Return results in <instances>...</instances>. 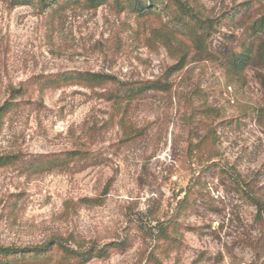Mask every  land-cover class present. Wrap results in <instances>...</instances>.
Masks as SVG:
<instances>
[{"label":"rangeland","instance_id":"374dc122","mask_svg":"<svg viewBox=\"0 0 264 264\" xmlns=\"http://www.w3.org/2000/svg\"><path fill=\"white\" fill-rule=\"evenodd\" d=\"M183 1L216 18L252 0ZM226 34L224 28L214 37L217 48L224 49ZM174 41L160 19L137 20L106 6L51 19L0 0V108L12 89L35 76L78 71L123 83L164 80L179 49ZM193 58L171 77L170 93H149L129 106L115 104L111 85L35 88L16 99L17 110L0 123V156L20 157L0 168V246L127 240L125 252L89 264H257L248 244L261 235L257 210L231 177L254 184L264 197V128L248 119L241 127L226 122L262 103L264 91L256 69L245 84L229 88L215 65ZM209 130L217 138L212 160L195 151ZM72 151L90 157L66 169L28 167L41 156ZM213 164L232 176L204 172ZM187 196L193 206L181 215ZM162 228L182 249L163 252Z\"/></svg>","mask_w":264,"mask_h":264},{"label":"trees","instance_id":"16d2710c","mask_svg":"<svg viewBox=\"0 0 264 264\" xmlns=\"http://www.w3.org/2000/svg\"><path fill=\"white\" fill-rule=\"evenodd\" d=\"M11 9L31 7L40 15H47L51 19L63 17L68 10L83 8L97 10L109 7L117 14H128L137 20L160 19L170 39L179 41V49L175 54V63L170 73L175 75L183 71L190 63L191 57L213 64L225 75L229 88L236 84H245L247 73L256 69V76L261 89L264 91V2L254 0L241 3L223 15L213 18L198 13L189 2L183 0H4ZM166 19V20H165ZM226 28L228 40L224 49L214 45V37ZM229 31L231 33L229 34ZM174 39V40H173ZM182 49H181V46ZM193 58V59H194ZM164 80H147L120 82L117 78L102 73L65 72L50 76H35L24 82L18 89H12L10 98L0 108L1 121L17 110L15 102L20 97L30 95L33 89L40 91H54L65 87L79 86L88 89H102L112 86L111 97L119 106H129L149 93H170L172 90L171 77ZM30 103V102H28ZM212 112V109L208 110ZM252 120L264 128V100L240 118L226 122V125L241 127L246 120ZM216 131L209 130L206 137L195 146L200 157L208 156L212 160L216 156ZM194 151V152H195ZM195 152V153H196ZM90 155L85 151L67 152L48 156H41L28 167L36 171L47 169H66L72 163L88 160ZM20 157L0 156V168L17 163ZM217 172L230 178L228 173L218 164L209 165L204 172ZM233 188L241 194L257 210L255 222L261 227V235L248 242L257 264H264V197L257 192L252 183H245L241 179L231 177ZM193 205L189 196L179 205V213L185 214ZM179 220H175L172 229H179ZM161 238L164 241L163 252L171 253L180 250L183 242L171 235L167 228L161 229ZM130 247L129 241L122 243H108L100 246L96 243H85L77 238L52 239L44 244L26 247L0 246V259L6 264L14 263L8 260L21 259L35 262L58 264H89L95 259L108 260L116 252H125ZM0 260V261H1ZM157 262V260H156ZM157 264H163L157 262Z\"/></svg>","mask_w":264,"mask_h":264}]
</instances>
